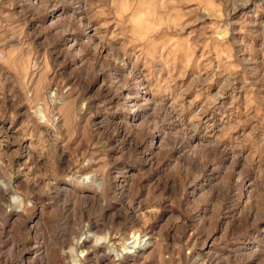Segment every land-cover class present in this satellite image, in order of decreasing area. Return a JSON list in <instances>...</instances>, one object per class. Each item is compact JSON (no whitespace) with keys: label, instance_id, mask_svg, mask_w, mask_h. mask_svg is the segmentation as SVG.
I'll return each mask as SVG.
<instances>
[{"label":"rangeland","instance_id":"obj_1","mask_svg":"<svg viewBox=\"0 0 264 264\" xmlns=\"http://www.w3.org/2000/svg\"><path fill=\"white\" fill-rule=\"evenodd\" d=\"M0 180V264H264V0H0Z\"/></svg>","mask_w":264,"mask_h":264},{"label":"bare ground","instance_id":"obj_2","mask_svg":"<svg viewBox=\"0 0 264 264\" xmlns=\"http://www.w3.org/2000/svg\"><path fill=\"white\" fill-rule=\"evenodd\" d=\"M65 182L67 184H70V185L79 184V185H82V186L87 187L89 189H96L98 191L102 190V183L99 182L98 180H96L94 176H81L80 175V176H77L75 178L66 180ZM13 191H14V188H13V185L11 184V182L0 180V196H2L4 198L6 197V199L8 198V200H9V205H8L7 211H6V217L7 218H11V217L16 218L20 222V218L23 216L22 212L24 211V203H23L22 198H20L19 196L13 195ZM30 208H32V210H33L34 205L32 204ZM12 226H15V224H13ZM89 231H91V230L89 227H87L85 230V233H87L86 236L79 238L80 240L73 241V243L68 244L69 249L67 251H63L62 256H63V259H65L66 261L68 260L66 262L67 264H81V258L85 257L86 254H83V252H82V254L79 256L77 254L75 255V253H77V250L79 251V249L86 247L87 245L93 246L98 251H101L102 248H104V247H108L110 244L113 246V244H112L113 240H112L111 236L108 235L107 237L99 238L96 235L91 234ZM136 237H138V236H136L135 234L133 237L131 236L132 239L136 238ZM134 242H131L129 240H128V242H125L123 244V247H122L123 249H121L120 252H117V250L111 248L112 250L107 251V253H109V254L107 255V253H106V256H103V258L104 257L110 258L111 254H114V259L117 261H123L129 255L137 257V255H139L141 253L142 249L140 251H136L140 247L136 246L137 244L136 245L134 244L135 246H131V244L133 245ZM142 244H143V241H142ZM64 247H66V246H64ZM149 247H150V244H149V246L143 248V250H146ZM31 256H32V254H31ZM59 256H61V255H59ZM59 261H58V263H59ZM27 262H30V261H27Z\"/></svg>","mask_w":264,"mask_h":264}]
</instances>
